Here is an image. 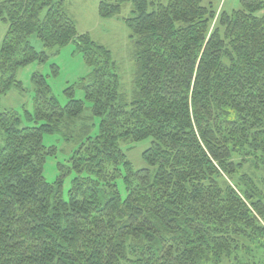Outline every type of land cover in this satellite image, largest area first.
<instances>
[{
  "label": "trees",
  "instance_id": "obj_1",
  "mask_svg": "<svg viewBox=\"0 0 264 264\" xmlns=\"http://www.w3.org/2000/svg\"><path fill=\"white\" fill-rule=\"evenodd\" d=\"M129 2L128 98L111 51L79 33L65 0H0V97L48 60L33 35L74 41L91 68L85 100L70 85L62 105L36 73L33 110L0 109V264H264V0H240L212 30L203 0H101L99 13ZM47 133L76 143L53 182ZM146 139L135 169L125 149Z\"/></svg>",
  "mask_w": 264,
  "mask_h": 264
},
{
  "label": "rangeland",
  "instance_id": "obj_2",
  "mask_svg": "<svg viewBox=\"0 0 264 264\" xmlns=\"http://www.w3.org/2000/svg\"><path fill=\"white\" fill-rule=\"evenodd\" d=\"M100 1L65 0V6L68 14L74 19L79 33H88L94 41L111 51L113 59L119 67L118 73L122 82V91L129 98L136 71V46L131 36V29L124 19L132 14L133 5L131 2L125 3L121 14L106 18L99 13ZM203 2L206 4L212 2L217 12L211 30L217 22L218 15L223 10H232L240 6V0H203ZM7 29L8 24L0 21V48ZM30 41L38 50H45L49 58L45 62H32L17 71L16 78L22 83L24 89L12 87L6 94L2 95L0 97V109H14L22 112L26 108L32 111L35 94L33 76L36 73L47 78L52 95H55L62 105L68 102L69 97L65 93V89L70 85L74 86L75 97L85 100V93L78 82L89 74L91 68L86 65L82 53L76 48L75 42H70L63 47L47 48L36 35H33ZM55 66H57V72ZM86 104L89 105V102L86 101ZM86 114L90 115V112ZM94 122L95 127L92 135L99 132V118H95ZM44 143L47 147H56L55 151L48 156L44 167L45 178L49 182H53L62 173L59 164L67 161L68 155L76 148V143L65 141L59 134L48 133L44 135ZM150 144L151 139H146L126 147L127 156L135 169L146 166L142 153ZM73 175L71 173L65 177L63 186L65 196L68 195ZM120 189L125 196L126 189L122 181H120Z\"/></svg>",
  "mask_w": 264,
  "mask_h": 264
}]
</instances>
